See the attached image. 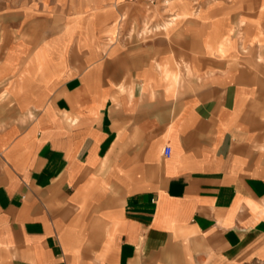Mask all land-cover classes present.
<instances>
[{
	"label": "crops",
	"instance_id": "0c3cea01",
	"mask_svg": "<svg viewBox=\"0 0 264 264\" xmlns=\"http://www.w3.org/2000/svg\"><path fill=\"white\" fill-rule=\"evenodd\" d=\"M153 4L0 0V264H264V0Z\"/></svg>",
	"mask_w": 264,
	"mask_h": 264
},
{
	"label": "rangeland",
	"instance_id": "374dc122",
	"mask_svg": "<svg viewBox=\"0 0 264 264\" xmlns=\"http://www.w3.org/2000/svg\"><path fill=\"white\" fill-rule=\"evenodd\" d=\"M135 2L139 6V9H140L138 10V13L140 11L141 23L137 21V15L131 12V13L126 14L125 16V20H126L125 24L131 30V34H133L132 38H136L138 33L144 32L141 35V38L138 39V41L144 42L146 40H149V38H151L155 34L159 33L154 30V28L159 27V23L155 21V15L153 12L154 4H148L142 0H135ZM163 23L164 22H161L160 24H163ZM258 59H260L262 63L261 64L258 63L259 65L255 64L254 68L255 70L261 71L264 76V57L261 56V58L259 57Z\"/></svg>",
	"mask_w": 264,
	"mask_h": 264
},
{
	"label": "bare ground",
	"instance_id": "6f19581e",
	"mask_svg": "<svg viewBox=\"0 0 264 264\" xmlns=\"http://www.w3.org/2000/svg\"><path fill=\"white\" fill-rule=\"evenodd\" d=\"M174 23H175V20L171 19L170 21H168V22L165 24V26H166V27H169V26L173 25ZM243 24H244L243 20H241V21L238 22V26H239V27H241ZM260 27H261V26H260ZM165 31H166V30H165ZM238 34H240V31H238ZM239 37L242 39L241 35H240ZM229 41H230V38H229V37H225V38L223 39L222 42H223V43H226V42H229ZM220 42H221V41H220ZM217 43H218V42H217ZM223 43L220 45V47L223 46ZM242 43H243V40H242ZM259 45H260V44H259ZM220 50H222V48H220ZM163 71H164L165 76H168V74L170 73V71L167 70V69H164ZM163 71H162V73H163ZM188 71H189L190 73H192V69L189 68ZM177 77H178L177 75L173 74V81H174V82H177V81H178V78H177Z\"/></svg>",
	"mask_w": 264,
	"mask_h": 264
},
{
	"label": "built area",
	"instance_id": "2783aa9c",
	"mask_svg": "<svg viewBox=\"0 0 264 264\" xmlns=\"http://www.w3.org/2000/svg\"><path fill=\"white\" fill-rule=\"evenodd\" d=\"M142 1H144V2H146L148 4H153V3L156 2V0H142ZM169 151H170L169 147L168 146H165L164 147V150H163L164 155H168L169 154Z\"/></svg>",
	"mask_w": 264,
	"mask_h": 264
}]
</instances>
